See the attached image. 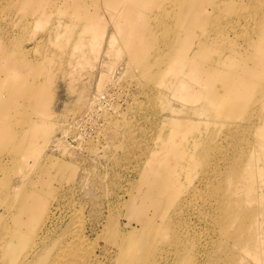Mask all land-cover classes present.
Here are the masks:
<instances>
[{
  "label": "rangeland",
  "instance_id": "obj_1",
  "mask_svg": "<svg viewBox=\"0 0 264 264\" xmlns=\"http://www.w3.org/2000/svg\"><path fill=\"white\" fill-rule=\"evenodd\" d=\"M25 1L0 4V39L11 31L33 48L29 58L42 64L34 70L44 68L42 81L53 78L54 92L46 120L52 130L47 142L39 139L34 147L43 145V152L35 153L33 138H26L30 155L21 156L25 135L19 124L25 119L18 114L9 128L14 132L9 146L17 153L11 162H0V210L42 212L28 227L22 226L28 234L25 247L38 235L53 242L68 240L71 216L80 211L87 236L97 243L92 257L100 264H114L113 245L128 231L142 228L152 244L149 261L172 264L182 253L188 264H264V68L258 69L253 84L237 82L233 94H227L222 84L186 76L193 68L188 61L202 62V77L215 62L181 44L182 29H173L170 13H163L169 5L147 21L156 36L157 61L149 65L130 58L128 40H136L139 29L127 19L116 18L118 25L109 26L97 51L90 34L79 40L88 22L84 16L94 10L91 1L80 10H73V0L68 6L54 0L57 5L34 2L31 7ZM11 20L22 23L7 26ZM214 31L195 29L190 37L196 44L207 38L217 43ZM113 34L116 41L108 54ZM230 34L233 44L217 48L218 61L227 62L231 47L238 52L237 61L247 53V34ZM260 45L249 54L264 66V38ZM174 47L181 48L188 61L181 57L177 68L158 61L169 53L176 57ZM27 72L26 85L32 83ZM38 95L30 98L32 103ZM3 135L0 132V155L10 143ZM18 185L19 194L13 188ZM52 213L60 226L50 225ZM108 219L114 221L112 231L100 232Z\"/></svg>",
  "mask_w": 264,
  "mask_h": 264
},
{
  "label": "bare ground",
  "instance_id": "obj_2",
  "mask_svg": "<svg viewBox=\"0 0 264 264\" xmlns=\"http://www.w3.org/2000/svg\"><path fill=\"white\" fill-rule=\"evenodd\" d=\"M2 1L0 0V4ZM61 1H64V6L69 5L68 0H60L58 4ZM87 1H91L94 10L87 12L84 16L85 21L88 22L84 25L79 40L80 42L86 40L85 35L90 34V42L94 48L97 47V51L102 49L103 42L106 41L109 26L114 25L116 27L118 25L116 18L120 17L127 19L129 26L133 25L139 29L137 31L138 38L133 42L130 41L133 38L128 40L127 49L130 52V58L134 61L138 59L140 61L145 60V63L149 65L151 64L150 61H157L154 46L156 36L153 33L154 28L147 24V21L150 17L157 18L159 9L169 5V9H164L163 13H170L173 29L175 27L182 29L181 35L178 36L181 44L186 45V48L192 46L204 56L210 57L215 63L202 77L199 73L202 72V62L188 61L186 55L184 56L183 52L181 54L182 49L176 50L175 47L176 57L174 53H169L167 58H159L158 61L177 68V60H180L181 57L183 60L185 59L184 61L187 59L188 63L193 64V68L186 76L199 83L204 78L209 83L222 84L227 94H233L234 85L237 82L253 84L251 82L253 81L252 78H258L259 76L258 69L260 67L264 68V66H261L263 61H258L255 55L251 57L249 54L250 50L258 52L260 44H263L264 0H73V10H80V6H88ZM34 2L41 5L45 3V6L47 3L57 5L54 0H26L24 5L28 3L31 7ZM57 9L64 16L69 15L68 11L63 10L61 5H58ZM25 20L31 21L29 18ZM11 21L6 25L16 27L22 23V21L19 24H17L18 21ZM1 24L0 22V29L2 28ZM38 24L37 22V26L40 25ZM195 29L203 30L204 33L214 29V32L219 36V41L215 43L207 38L197 42V44L193 43L190 36H192ZM230 32L237 35L240 32L247 34L248 50L247 53L241 55L242 61H237L236 55H238V52L232 47L230 48L232 55L228 57L227 62L221 59L218 61L217 48L221 50L227 48V44H233L231 43ZM7 35V37L0 39V132L4 133V139L6 138L10 142L7 144L8 148L3 150L0 155V162L3 165L14 160V152L17 153L10 147L12 143L10 139H12L14 132H11L9 128L11 123L15 122L18 114H21L25 119L23 121L25 123L19 124L22 128L20 134L25 135V139L19 147L21 156L28 158L30 155L31 149L25 144L28 142L26 138H33L32 144L35 153L40 155L43 152V145L37 149H34V147H38L39 139L44 143L48 141V135H50L52 129L46 122L48 118L47 104L49 103L52 109L54 102V92L52 94L53 78H50L51 81H47L49 83H44L42 81L44 68H41L40 72L34 70L39 62L32 61L29 58L33 48L29 49L26 43L15 39L11 31H8ZM38 40L39 43L43 41L42 38ZM115 41L116 36L113 34L110 37L109 49L106 53L109 54L112 51ZM78 43L77 40L73 44L74 53L79 47ZM135 46H139V48L135 50ZM254 68L255 70H253ZM27 69L30 70L32 83L26 85L24 77L28 76ZM193 73H198L200 76L195 77ZM245 93H247V90ZM36 94H39V98L32 103L30 98ZM32 104L34 107L31 106ZM22 105H25L26 109L20 110ZM30 110L31 112H29ZM7 187V190H11V186L7 185ZM13 188L16 191L18 190L19 194L20 185ZM6 195L9 196V193ZM22 200L23 202L26 200L25 196ZM0 212L3 218H0V264H100L96 258L92 257L91 252L96 248L97 243L87 236L85 230L87 229L86 217L82 212L77 211L72 214L71 223L67 226L70 234L68 240L53 242V240H48L46 235L44 237L38 235L37 239L31 244L28 242L27 247H25V239L28 234L23 231L22 226L28 227L31 220L34 219L35 221L38 217L40 218L41 209L13 208L11 210V208H2ZM9 215L10 219L8 220ZM53 216L52 213L50 215L52 224L50 225L60 226V220L54 219ZM138 222L142 223L143 220L138 219ZM104 224L105 222L100 225L103 228L100 232L108 233L110 230L112 231L114 221L108 219ZM90 225L93 224L90 223ZM46 228L45 232L46 230L48 232L49 229ZM134 231L135 229L128 231V234L123 238L120 237L121 243L113 245L112 249L117 252L114 264H162L161 259L156 260V262L148 260L152 244L149 243L151 240L146 236L145 229L144 231L143 228L138 232ZM65 233L66 229L60 234V239ZM180 237L182 238V235ZM154 249L163 251L162 247L155 246ZM166 255H169V252ZM187 260L186 255L181 253L175 257L172 264H188ZM166 264H170L169 261Z\"/></svg>",
  "mask_w": 264,
  "mask_h": 264
}]
</instances>
